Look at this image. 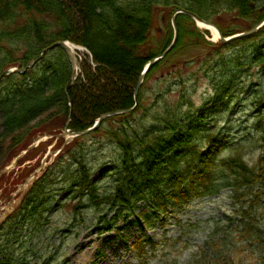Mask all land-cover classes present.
Returning a JSON list of instances; mask_svg holds the SVG:
<instances>
[{
    "label": "trees",
    "instance_id": "trees-1",
    "mask_svg": "<svg viewBox=\"0 0 264 264\" xmlns=\"http://www.w3.org/2000/svg\"><path fill=\"white\" fill-rule=\"evenodd\" d=\"M179 8L215 22L225 36L264 18V0H0V114L4 132L15 146L11 157L28 146L26 136L60 128L70 114V128L84 130L103 113L132 107L141 69L169 46L171 15ZM163 11L165 35L156 43L153 26ZM225 18L226 28L220 23ZM176 21L178 40L151 66L139 91L138 107L109 117L88 134L101 135L107 154L100 157L112 160L98 168L101 179L92 178L99 164L86 159L88 147L79 143L88 135L75 139L1 226L0 264H61L58 254L67 236L76 237L79 228H89L90 218L98 232L114 229L121 219L125 223L119 230L138 225L142 233L127 245L136 261L122 264H264V28L220 46L204 39L188 15L179 14ZM63 40L90 52L83 55L78 78L70 86L72 66L64 49L54 47L40 58L47 47ZM238 44L244 47L243 58L241 53L237 58L223 55V72L211 79L218 83L214 109H208L212 99L206 97L205 113L197 116L202 107L183 90L188 77L180 75L181 68L190 67L196 57L202 59L204 50L218 54ZM33 60L37 62L27 67ZM260 64L262 80L250 86L237 108L235 94L245 91L241 75H254L252 70ZM11 65L26 73L2 76ZM153 76L157 80L152 88L148 84ZM194 89L192 84L193 94ZM255 106L254 113H246ZM239 109L242 114L235 118ZM228 111L226 126L220 128L219 121ZM239 120L247 133L228 139L226 132ZM46 145L30 151L20 163L33 159ZM33 169H24L15 182H23ZM59 182L68 184L69 195L54 210L65 215L70 229L61 234L63 241L51 260L35 262V247L27 244L49 228L55 232L60 228L46 216ZM216 198L224 199L228 209L222 217L211 218L208 249L193 250L192 228L200 219L184 224L179 214L196 199L204 203ZM162 215L169 216L164 221ZM159 224L164 228L159 237L145 233ZM167 224L180 232L166 228Z\"/></svg>",
    "mask_w": 264,
    "mask_h": 264
},
{
    "label": "rangeland",
    "instance_id": "rangeland-1",
    "mask_svg": "<svg viewBox=\"0 0 264 264\" xmlns=\"http://www.w3.org/2000/svg\"><path fill=\"white\" fill-rule=\"evenodd\" d=\"M163 12L159 13L158 15L159 18L156 19V25L153 26V32L155 31L156 34H153L152 38L153 40H155L156 43L159 40L161 41L165 35L164 31H165L166 21H163L162 19L166 15V11H163ZM160 18L162 21H160ZM231 18L232 17H230L228 21H231ZM246 19L247 18L244 17L243 20H246ZM228 21L225 18L223 20V23L222 22L220 23L224 28H226V24L229 23ZM239 21H241L240 18H239ZM233 22H237V19L236 20L233 19ZM195 25L198 28V30L201 32V34L204 36L203 37L204 39L212 43H215L217 41L218 37L214 38L211 30L207 28L208 26L207 27L202 26V25L197 24L196 22H195ZM173 36H174V28H173ZM69 42L72 43L71 41ZM154 45H155L154 47H157L156 44ZM242 46H243L242 44L240 45L238 44L232 48L223 49L220 52H218V54H215V53L210 54L211 49L209 48L202 52V53H205L202 59H199V57H196V61L192 62L190 64V67L183 66L181 68L180 75H182L185 78L188 77L187 79L188 82L184 84L183 90L189 91V93L192 94L190 95V100L194 101L196 105L199 106V108L202 107L204 98L211 97L212 102H210L208 106L214 109L215 107L214 106V96L216 94L215 93L216 89L214 87V84L216 83V80L212 81L211 79L212 77H216L215 79H217V76H221V73L223 72V69H224V66H220L223 55H224V59H228L229 57L237 58L238 57L237 54L243 52L244 47L242 48ZM86 50L88 53H90L87 48ZM84 52L85 51L78 52V55H79V57L77 56L78 61H80L81 56L85 54ZM250 53L251 52L249 50V53H246L245 55L249 57ZM243 54L244 53H241L240 55L242 58H243ZM149 61L150 59L146 60L144 65L146 66ZM239 61H242V60H239ZM210 65H212L211 68L213 70L209 69ZM261 66L262 64L257 65L252 70L254 72V75H249L247 77L244 75H241L239 79L241 81L240 85L241 86L245 85L244 86L245 91L243 93L235 94L237 98L234 101L233 105L236 106L237 108L239 106L240 100H243L246 97L245 94L249 90L250 86L253 85L254 83L258 84L260 80H262L261 78L262 74L260 71ZM141 70L143 71V68ZM193 72H195L194 75H193ZM154 77L156 76H153L152 77L153 80H150L148 84L152 88L155 87L154 83H155V80H157V79H154ZM173 81L174 80L171 79L170 82H173ZM192 84L196 85V89H194L195 90L194 94L192 93L193 90H189V87ZM215 85H218V83ZM218 93L222 97H225V99L230 98V96L226 95L225 91H220ZM173 95L174 94H172V96ZM102 96L105 97V95H102ZM108 98H112V97H108ZM202 109L203 107L199 109L195 114L197 116H201L202 114H204L205 112ZM256 110H257V106H255V108L252 109V111L246 112V113L252 114ZM200 111L201 113H199ZM235 112H236V114L234 115L235 118L240 117L242 114V111L240 109L238 111L235 110ZM228 117H229V111L225 115H223L222 118L220 119L219 121V124L221 125L220 128H224L226 126L224 122L227 120ZM205 121H207V119H205ZM185 122L187 121L185 120ZM254 124H255V121H253V126ZM235 125H236V128H235ZM246 127L247 126L241 124V121L239 120L234 125H231V129L227 131L226 134L230 135L228 136L229 139L230 138L236 139L237 136H242L243 133L245 134L247 133L246 131L248 129ZM57 131H60V130H57ZM44 133H49V132L47 131ZM44 133L39 132L34 135H28L26 136L24 142H26L27 144H30L37 136L42 135ZM90 135L79 140L80 141L79 143H83V145L88 147V153L86 155L87 156L86 159L91 161L93 165L99 164L97 167V171L95 172V174H93L92 178L94 180L101 179L98 168L103 167L105 164V161L109 163V165H111L110 163L112 162V160L110 159L111 160L110 161L109 159H106L104 161L100 157V155L106 156L107 154L106 153L107 150L105 149V147H107V143H105L104 141H100L101 135H99L98 133L93 134L91 137ZM9 139L10 138L8 137V135L5 134L4 128L1 125V114H0V167L3 166V164H7V165L9 164L10 166L12 162L14 161L15 156L13 157L12 155L11 157V154H12V150H14L13 147L15 146L9 142ZM44 142L49 143L46 149L44 148L43 151L40 152L38 155H36L33 159H28L24 161L23 163H20L21 161L20 160L16 164V167H14L11 171H9L7 174H4L0 178V200H2L1 205L9 203L11 201V198H10L11 195L17 192V187L19 185V182H15V179L19 177L20 173L24 169L31 168V167L35 169L36 167H38L41 164L42 160L44 159L43 157L45 156L47 150H54V149H57L63 146L64 137L60 138L59 140H55L54 138H51ZM102 144H105L104 148ZM69 145H66L63 148V150H66V148ZM9 147H12V148L10 149ZM63 150H61L60 152L56 154L48 155L46 159L47 161L46 164H50V165H45L43 170L46 168V166H48L46 168V171H47L57 161H59L60 155L64 153L62 152ZM102 160H103V163L100 164ZM63 164H66V162ZM67 185L68 184L60 185V182L56 184V187L58 189L55 192L56 193L55 199H54L55 201L52 202V204L49 207L48 212H46V216L48 217L50 216V219L53 221L52 225L55 226L56 224L60 226L59 229L57 228L58 231L55 232L49 228L47 229V232H44L43 235L38 240H36L35 242L32 241L27 244L28 248H30L32 245H34L35 247V250H34L35 252H34V257H33L35 262L40 261L44 263L46 261L51 260L50 258L53 256V254H55L56 246L57 245L59 246L63 241V239L60 238L61 234H63L64 231L70 229L69 224H66L64 222L65 215L57 213V210H54V207L58 203L62 202L64 198L68 197L69 189L68 188L65 189V186ZM18 196H19L18 194H15L14 199L17 200ZM226 204L227 203H224V199L222 198H216L214 202H204V203H201L199 202L198 199H196L193 201V203L190 206H188L183 211V213L179 214V219H183L184 224H186L187 221H190V220L194 221L195 219H198V220L200 219L199 224H195L192 228L190 246L193 248V250L197 249L198 247L199 249H203V250L208 249V241L210 239V235L212 233V228H213V221H210V220L212 217H217V216L222 217L223 211L225 209H228ZM168 216L169 215H166V216L162 215L161 219L165 221V219H167ZM170 219H171V222L175 220L174 217H170ZM89 222L91 223V226L89 228H86V227L79 228L78 236L75 237V234L73 233L67 236V239L65 240L64 245L61 248V252H59L58 254L59 259L62 261L61 264H91L95 260H98V262L94 264H120L122 259H120L118 255L126 248L125 247L126 242L130 243L134 237V234L138 233L137 227L119 231L118 227L123 226L125 223L124 220H121L119 224L115 226V228L110 234H107V233L98 234V233H95L94 231V229L96 228V225L93 224L91 218L89 219ZM159 223H162V222L160 221ZM166 228L175 229V230L178 229L180 232V228H175V226L173 228V224H169V225L167 224ZM163 229L164 228H162V224H159V226L156 227L155 229H147L145 233H147V235L149 236L155 235L156 237H159V235L163 232ZM108 236H110L109 239H108ZM57 239H60V242H58V244H54V243H57L56 242ZM8 247H9L8 242H5L4 248H8ZM16 249L18 253L20 250L19 246H17ZM132 256H133L132 254H129L128 256H125V258L128 259ZM54 263L55 262H53L52 264Z\"/></svg>",
    "mask_w": 264,
    "mask_h": 264
},
{
    "label": "water",
    "instance_id": "water-1",
    "mask_svg": "<svg viewBox=\"0 0 264 264\" xmlns=\"http://www.w3.org/2000/svg\"><path fill=\"white\" fill-rule=\"evenodd\" d=\"M182 13L191 17L199 25L213 26L218 33V41L217 42L221 45L229 44L232 41L239 39V38L254 35L264 27V19H263L260 23L251 27L248 30H245V31H242V32H239V33H236V34H233V35L226 37V36H224L222 31L218 28V26L215 23L202 18L197 13H195L191 10H188L185 8L176 9L172 13V16H171V22H172V25L174 28L173 40L169 44V46L164 50V52H162L161 54L151 58L150 61L148 62V64L144 67V69L141 72V74L138 78V81L134 87V105L132 107H129L126 109H118V110L103 113L97 118V120L95 121V123L91 127H88L87 129H84V130H73L69 127L71 116H72L70 114L62 132L53 133V134L52 133H44L42 135L37 136L33 140V142L25 150H23L21 153H19L15 157V160L12 162V164L10 166H7V167L0 169V177H1L4 173L9 172L11 169L16 167L17 162L22 157H24L30 150L37 147L41 142H43L47 139H51V138L58 139L60 137H65V142H64L63 146L59 149L49 150L45 154V157L42 160L40 166L37 167V169L34 170L32 172V174L29 177H27L22 184L19 185V187L17 188V192L13 193L11 195V197H10L11 201L9 203L2 206L1 205L2 200H0V225L8 218V216L11 214V212L17 207V205L20 203V200L23 197V195L31 188L32 184L36 181V179L41 176V174L43 173V168L46 165V162H47L46 159H47L48 155L56 154V153L60 152L68 143L73 141L75 138L87 135V134L93 132L94 130L98 129L107 118H109L113 115L133 112L138 107V105H139V91H140V88L142 87V85L146 79V76H147L151 66L153 64H155L157 61H159L160 59H162L163 57H165L172 50V48L175 46V44L178 40L179 29H178L176 17L178 14H182ZM57 46H60L65 50V52L68 55V58L71 62V65H72L71 81L69 84V86H70L71 84H73L76 81L77 75H78L77 72L80 69V62L78 61L77 54H76V50L78 49V47H72L70 42L66 41V40L57 41V42H54L48 48H46L41 55L43 56L47 50L54 48V47H57ZM35 62H36V60L31 61L28 64V66H32ZM15 71H20L18 66H9L2 72V75H9L11 73H14ZM68 87H66V90L68 89ZM15 194H20V197H18L17 200L14 199Z\"/></svg>",
    "mask_w": 264,
    "mask_h": 264
},
{
    "label": "bare ground",
    "instance_id": "bare-ground-1",
    "mask_svg": "<svg viewBox=\"0 0 264 264\" xmlns=\"http://www.w3.org/2000/svg\"><path fill=\"white\" fill-rule=\"evenodd\" d=\"M202 26H206V25H202ZM206 27H207V26H206ZM208 27H209V29L211 30V32H212L214 38H216V37L218 36V33H217L216 29H215L214 27H212V26H208Z\"/></svg>",
    "mask_w": 264,
    "mask_h": 264
}]
</instances>
